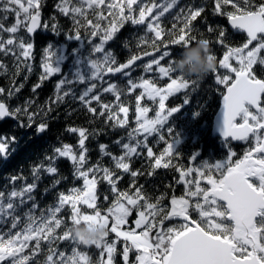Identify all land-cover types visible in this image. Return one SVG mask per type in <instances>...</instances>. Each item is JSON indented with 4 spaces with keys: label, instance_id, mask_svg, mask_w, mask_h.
<instances>
[{
    "label": "snow or ice",
    "instance_id": "6c2138e0",
    "mask_svg": "<svg viewBox=\"0 0 264 264\" xmlns=\"http://www.w3.org/2000/svg\"><path fill=\"white\" fill-rule=\"evenodd\" d=\"M45 4L0 0V54L31 74L32 34L43 27L87 41L90 74L60 77L45 47L31 95L22 99L15 79L0 86V168L22 151L27 164L0 182V264H264V0H58L50 21ZM126 25L136 50L125 39L121 62L107 45ZM197 42L223 107L225 155L214 162L174 151L165 128L179 108L166 102L182 93L188 103L204 80L175 67ZM54 75V99L41 104L36 89ZM69 99L79 104L60 125ZM78 110L103 126L69 123ZM160 168L172 173L162 188ZM81 225L102 237L74 233Z\"/></svg>",
    "mask_w": 264,
    "mask_h": 264
},
{
    "label": "trees",
    "instance_id": "16d2710c",
    "mask_svg": "<svg viewBox=\"0 0 264 264\" xmlns=\"http://www.w3.org/2000/svg\"><path fill=\"white\" fill-rule=\"evenodd\" d=\"M58 0H46L45 7L43 9L42 18L44 21H50L52 15L57 13L55 4ZM186 0H180V4L183 5ZM209 19H213L209 16ZM225 22H226V18ZM58 21L60 25L66 30L71 27V21L62 16L58 15ZM134 29L131 25H126L124 28L120 29L118 33V39L114 38L113 41L108 42V47H111L112 50L116 53L117 58L124 62L129 55V52L124 48L123 41L125 39L129 40L133 46V51H135V40L132 38V33ZM72 40H77L69 38L67 34L61 32L58 34L52 33L50 30H45L43 27L40 28V31L33 36L34 51L35 57L31 61L35 65L31 74L28 73V70L23 65L20 66L19 72H17L15 62L13 58L4 57L0 54V61L5 64V68H0V86H9L10 81L15 79L17 82H23L24 87L21 89L20 95L21 98H27L32 93L33 85L40 83L39 75L42 71L40 68V58L42 55V50L45 47H48L50 50H56L59 47H64L68 52H73L77 45ZM83 41V40H82ZM87 42V41H83ZM218 56L222 53L217 52ZM147 60V57L143 59ZM139 63V61L137 62ZM142 70L137 68L133 73V76H138ZM15 74V75H14ZM28 76V79L25 81L24 77ZM151 75V74H148ZM58 80L57 76L49 77L40 87L36 89L38 96L35 99L43 104L51 96L54 99L55 83ZM214 84V78L211 74L206 77L202 82L200 88L197 92L191 94L190 101L188 103L181 104L182 93H178L173 98H170L166 103L169 106H179L178 111L173 114L168 122L165 124V128H171L173 130V144L178 141V145L174 149L177 153L183 155L184 157H194V155L199 154L198 158L203 161H219L223 158L225 150L224 143H221L218 139H213L210 134L212 119L219 108L220 97L219 94L210 87ZM138 91V90H137ZM128 97H131V94H127ZM106 99H111L110 96ZM126 98V103H128ZM143 103V101H142ZM150 104V102H148ZM79 102L73 103L70 99L67 103L61 104L57 109L61 120L60 125L64 123L65 112L70 110V108H76ZM95 104V102H93ZM131 111L130 115L135 112V100L134 97H131L130 100ZM86 110H78L74 113L69 123H74L76 125H83L85 127H102V122L97 119L95 124H88L87 117L85 115ZM90 115V114H89ZM118 135H124L123 131H118ZM167 135V133H165ZM102 142H107V137L101 136L99 138ZM151 139V138H150ZM179 140H182L181 142ZM157 149V154L162 150L165 145L161 142L159 145L155 146ZM244 145L234 146L238 154L241 153V149ZM26 151H22L19 155L13 157L10 163L6 168H0V182L3 181L4 176L7 173H10L16 170L18 167L23 166L25 171H27V164L24 162ZM139 166V163L137 164ZM160 173L156 177L158 183H160L161 188L163 184H166L168 180L172 178L171 170L167 171V176H165V170L163 168L157 169ZM143 182V181H141ZM158 194V193H157ZM180 194V189L177 188V195ZM101 200L103 196L101 195ZM47 202H51L49 198ZM104 206V205H102Z\"/></svg>",
    "mask_w": 264,
    "mask_h": 264
},
{
    "label": "rangeland",
    "instance_id": "374dc122",
    "mask_svg": "<svg viewBox=\"0 0 264 264\" xmlns=\"http://www.w3.org/2000/svg\"><path fill=\"white\" fill-rule=\"evenodd\" d=\"M72 42H75L77 45L76 49L73 52H68L67 49L64 47H59L56 50H51L53 53H55L52 66L59 69L58 75L62 78L73 80L76 77L77 73H79V75L82 78H86L90 74L89 73L90 66L88 64V56H89L90 48L88 42H83L82 40H72ZM58 75H54V76H57L59 79ZM83 87L84 85L80 84L79 82H77L75 85L76 90H79ZM149 115L150 116L154 115V112L150 111ZM121 117H123V114H121ZM179 141L181 142L182 140ZM178 144H179L178 141H176L173 144V150L176 148Z\"/></svg>",
    "mask_w": 264,
    "mask_h": 264
},
{
    "label": "clouds",
    "instance_id": "9594fccd",
    "mask_svg": "<svg viewBox=\"0 0 264 264\" xmlns=\"http://www.w3.org/2000/svg\"><path fill=\"white\" fill-rule=\"evenodd\" d=\"M189 60L191 64L188 63ZM175 67L178 71L182 70L186 76L203 80L212 73L214 64L208 60L204 46L197 42L183 51L182 55L176 59ZM73 231L89 238L99 239L104 230L100 227L89 230L85 225H81L79 228L74 226Z\"/></svg>",
    "mask_w": 264,
    "mask_h": 264
},
{
    "label": "water",
    "instance_id": "95a60500",
    "mask_svg": "<svg viewBox=\"0 0 264 264\" xmlns=\"http://www.w3.org/2000/svg\"><path fill=\"white\" fill-rule=\"evenodd\" d=\"M228 27H230V25ZM39 30H40V28L37 29V32L36 33H38ZM36 33H34L32 35L34 36ZM144 58L145 57H142V60ZM223 132H224L223 107H222V101L220 100L219 108H218V110H217V112L214 115L213 120H212L211 136L213 138H220L221 141H224L225 140V137L223 136ZM240 143H242V142H239V141H234L233 142L234 145L240 144Z\"/></svg>",
    "mask_w": 264,
    "mask_h": 264
}]
</instances>
